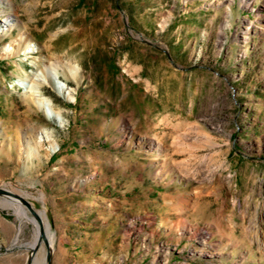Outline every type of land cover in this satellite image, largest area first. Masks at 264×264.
I'll list each match as a JSON object with an SVG mask.
<instances>
[{
	"label": "rangeland",
	"instance_id": "obj_1",
	"mask_svg": "<svg viewBox=\"0 0 264 264\" xmlns=\"http://www.w3.org/2000/svg\"><path fill=\"white\" fill-rule=\"evenodd\" d=\"M0 190V264H264V0H0Z\"/></svg>",
	"mask_w": 264,
	"mask_h": 264
},
{
	"label": "bare ground",
	"instance_id": "obj_2",
	"mask_svg": "<svg viewBox=\"0 0 264 264\" xmlns=\"http://www.w3.org/2000/svg\"><path fill=\"white\" fill-rule=\"evenodd\" d=\"M14 52V49L11 48V53ZM42 77V76H41ZM58 76L55 75V81H56V84H57V88L60 92H65L66 89H67V86L65 85V83H61L57 80ZM43 80H45V77H42ZM22 85L25 86V89L27 92H30L32 94V96L36 99V102L37 104L42 107L45 112H49L51 114V116H53V118H55L56 120H58V122L60 124L63 123V117L61 115V113H59L58 111H56L54 108H53V104L52 102L45 98V97H42L41 94H40V91L38 90V88L36 87V85L32 82H27L26 80L22 82ZM41 140L44 142V143H47L46 145V150L48 151L49 154L53 153L56 151L57 149V145L56 143L54 142V140H52L50 138L49 135H45L42 133V136H41ZM43 218V229H44V233L43 235L44 236H47L49 234V224L48 222L46 221L45 217L42 216ZM39 233H40V230H39ZM39 242V239H36V242H35V245L36 246ZM52 239L50 238V247H52ZM43 250V247L41 248Z\"/></svg>",
	"mask_w": 264,
	"mask_h": 264
},
{
	"label": "water",
	"instance_id": "obj_3",
	"mask_svg": "<svg viewBox=\"0 0 264 264\" xmlns=\"http://www.w3.org/2000/svg\"><path fill=\"white\" fill-rule=\"evenodd\" d=\"M0 194L6 195V196H10V197H14V198H17L18 199V197L15 196L14 194H9L8 192H5L3 190H0ZM49 262H50V259H49Z\"/></svg>",
	"mask_w": 264,
	"mask_h": 264
}]
</instances>
